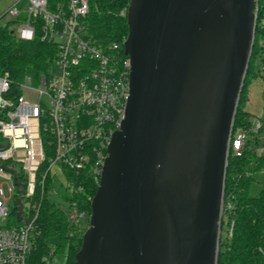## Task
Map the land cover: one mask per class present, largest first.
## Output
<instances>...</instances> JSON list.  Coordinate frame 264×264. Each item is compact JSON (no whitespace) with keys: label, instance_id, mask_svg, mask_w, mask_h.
<instances>
[{"label":"water","instance_id":"water-1","mask_svg":"<svg viewBox=\"0 0 264 264\" xmlns=\"http://www.w3.org/2000/svg\"><path fill=\"white\" fill-rule=\"evenodd\" d=\"M127 21L130 96L76 261L218 264L256 0H131ZM17 184V220L27 223Z\"/></svg>","mask_w":264,"mask_h":264},{"label":"built area","instance_id":"built-area-1","mask_svg":"<svg viewBox=\"0 0 264 264\" xmlns=\"http://www.w3.org/2000/svg\"><path fill=\"white\" fill-rule=\"evenodd\" d=\"M10 1L0 17L16 21L19 38L34 41L40 31L42 40L54 43L58 50L47 77L37 81L28 77L16 87L0 74V264H27L46 181L54 168L61 169L66 181H75L67 177L65 169H69L88 171L100 182L112 134L125 116L131 60L124 44L103 47L87 38L89 0ZM27 83L40 85L31 87L36 101L24 99ZM262 127V120L257 119L250 130L259 133ZM250 130L232 131L229 154L231 150L242 154ZM260 137L264 142V133ZM17 182L24 185L27 223L17 220ZM3 183L11 184L14 206L5 196ZM63 208L75 224L88 217L76 203Z\"/></svg>","mask_w":264,"mask_h":264},{"label":"trees","instance_id":"trees-1","mask_svg":"<svg viewBox=\"0 0 264 264\" xmlns=\"http://www.w3.org/2000/svg\"><path fill=\"white\" fill-rule=\"evenodd\" d=\"M130 2L89 0L90 10L85 19L87 38L103 47L113 43L123 46L129 34L127 11ZM2 19L0 17V74L16 87L28 77L36 81L47 77L58 57L56 45L42 40L40 31L34 41L21 40L15 32L16 21ZM257 58L261 59V64L255 70ZM258 76L264 80V0L258 1L255 44L240 96L234 134L239 130H250L253 126L252 114L244 104L248 97V86ZM261 120L262 129L259 133L250 130L242 154L236 155L232 150L229 154L218 264H264V151H259L264 118ZM65 172L70 180L75 181L65 182V192L61 195L63 202L67 205L76 203L86 210L90 222L91 203L99 181L91 178L88 171L76 173L65 169ZM54 187L55 181L50 176L46 181L47 192L41 202L38 228L33 238L34 248L27 264H47V255L58 251H51L49 245L54 236L62 239L59 250H68L67 264H78L76 256L89 224L82 221L75 224L68 218L62 204L50 196ZM15 212L14 207L13 216Z\"/></svg>","mask_w":264,"mask_h":264},{"label":"rangeland","instance_id":"rangeland-1","mask_svg":"<svg viewBox=\"0 0 264 264\" xmlns=\"http://www.w3.org/2000/svg\"><path fill=\"white\" fill-rule=\"evenodd\" d=\"M11 5L10 0H0V16H2L7 8ZM8 17H4L2 21H8ZM256 68L255 70H258L261 64V59L257 58L255 61ZM31 87H40L39 84H32L27 83L26 87L23 88L24 90V99H28L31 101H36V91L33 90ZM263 90H264V80L261 77L253 78L251 83L248 86V97L244 104L246 110H248L252 114V120L255 121L257 119L264 118V97H263ZM263 140L261 141L260 146H263ZM52 179L55 181V187L54 190L50 191V196L54 197L60 204H62L64 207L67 206L66 203L63 202V198L61 195L65 192V182L66 179L63 175V172L59 167H55L53 170V173L51 174ZM10 186L11 184L3 183L1 187L4 189L5 196L8 198H11L10 200V206H14L15 199L11 196L10 193ZM29 205V203H28ZM82 222L86 225L89 224L88 218H83ZM89 226V225H88ZM223 234H225L223 232ZM222 235V234H221ZM49 245L52 250H58L55 252V254H48L47 264H67L68 262V250L67 248L64 250H59L60 246L62 245V239L60 236H54L51 238Z\"/></svg>","mask_w":264,"mask_h":264}]
</instances>
